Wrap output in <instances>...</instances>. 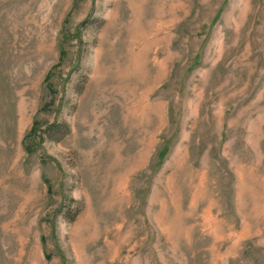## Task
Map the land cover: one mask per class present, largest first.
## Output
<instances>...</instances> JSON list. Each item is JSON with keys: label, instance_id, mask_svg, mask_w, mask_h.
Listing matches in <instances>:
<instances>
[{"label": "rangeland", "instance_id": "374dc122", "mask_svg": "<svg viewBox=\"0 0 264 264\" xmlns=\"http://www.w3.org/2000/svg\"><path fill=\"white\" fill-rule=\"evenodd\" d=\"M0 264H264V0H0Z\"/></svg>", "mask_w": 264, "mask_h": 264}]
</instances>
